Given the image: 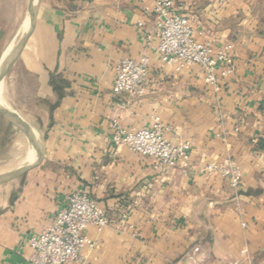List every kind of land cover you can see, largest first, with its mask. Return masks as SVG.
Here are the masks:
<instances>
[{
    "label": "crops",
    "instance_id": "0c3cea01",
    "mask_svg": "<svg viewBox=\"0 0 264 264\" xmlns=\"http://www.w3.org/2000/svg\"><path fill=\"white\" fill-rule=\"evenodd\" d=\"M156 1L38 0L21 60L35 80L42 156L0 204V264H27V240L76 190L109 225L89 227L95 248L69 264H192L194 247L199 264H264V0H174L200 43L232 45L234 71L217 88L198 66L160 61ZM143 56L144 95H114L117 65ZM154 117L167 141L188 144V167L161 172L111 144L112 122L138 130ZM224 160L241 171L237 189L202 172Z\"/></svg>",
    "mask_w": 264,
    "mask_h": 264
},
{
    "label": "built area",
    "instance_id": "2783aa9c",
    "mask_svg": "<svg viewBox=\"0 0 264 264\" xmlns=\"http://www.w3.org/2000/svg\"><path fill=\"white\" fill-rule=\"evenodd\" d=\"M153 15L154 29L151 36L156 40L162 63L198 66L203 82L214 88L218 87L222 78L233 73L232 45L214 48L207 42L200 43L188 19L179 13L174 0H157ZM148 69L149 59L145 56L138 60L121 61L115 68L112 93L143 96ZM111 127V144L115 148L125 146L132 153L151 159L155 169L165 172L178 166H189L188 144L167 141L163 135L164 125L159 118L154 117L150 127L138 130L124 129L116 121L112 122ZM202 172L219 175L233 189L239 187L242 179L239 167L230 160L207 163ZM108 225L105 210L90 199L86 192L76 190L66 197V204L55 214L53 223L27 240L32 251L27 264L79 262L80 252L84 248H95V243L86 235L87 229L92 227L101 231ZM198 253L199 248L194 247L188 254L192 264H199L195 256Z\"/></svg>",
    "mask_w": 264,
    "mask_h": 264
},
{
    "label": "rangeland",
    "instance_id": "374dc122",
    "mask_svg": "<svg viewBox=\"0 0 264 264\" xmlns=\"http://www.w3.org/2000/svg\"><path fill=\"white\" fill-rule=\"evenodd\" d=\"M28 1L8 0L7 5L3 7V13L0 14V57L6 48L14 44L18 37L23 34L22 28L27 17ZM37 2L38 0L35 2L36 5ZM36 5H34V8ZM22 50L23 47L7 62L5 69H2L4 71L1 75V81L4 82H2V93L0 90V107L8 111L3 103L4 101L16 115L18 114V117L34 129L30 130L35 146H37L34 148L36 150L40 140L42 144V135L36 126L40 114L36 107L39 103L33 94L35 90L33 74L23 68ZM9 52L10 50L6 53ZM8 124H10V127L7 129ZM23 130L0 113V174L5 175L14 171L17 158L23 153L22 149L25 147L24 151L26 150L28 144ZM2 174L0 176H3ZM21 176L0 186V204L11 192V189L17 188Z\"/></svg>",
    "mask_w": 264,
    "mask_h": 264
},
{
    "label": "water",
    "instance_id": "95a60500",
    "mask_svg": "<svg viewBox=\"0 0 264 264\" xmlns=\"http://www.w3.org/2000/svg\"><path fill=\"white\" fill-rule=\"evenodd\" d=\"M36 0H29L28 1V8H27V14L30 13V19H29V24H28V28L27 30L21 35V37L19 38V40L12 46V48L10 49L9 55L6 58V60L4 61V63H7L8 61H10V59H12V57L24 46L25 42L27 41L30 32H31V28H32V22H33V16H34V5H35ZM32 8V12L31 9ZM1 58L0 57V65L2 64L1 62ZM7 65V64H6ZM5 69V68H4ZM4 71V70H3ZM2 71V73H3ZM2 75V74H1ZM1 78V76H0ZM0 113L9 121H11L12 123H14L15 125L23 128V129H33L28 123H26L24 120H22L20 117H18L16 114H12L8 111H6L5 109L0 107ZM42 148H43V143L41 144L40 150L38 152V154L36 155V159L35 162L31 165L25 166L23 168H19L17 170H14L10 173H7L3 176H0V186L15 179L20 177L22 174L28 172L30 169H32L40 160L41 156H42Z\"/></svg>",
    "mask_w": 264,
    "mask_h": 264
},
{
    "label": "bare ground",
    "instance_id": "6f19581e",
    "mask_svg": "<svg viewBox=\"0 0 264 264\" xmlns=\"http://www.w3.org/2000/svg\"><path fill=\"white\" fill-rule=\"evenodd\" d=\"M36 5V4H35ZM31 10V12H32V8L30 9ZM29 19H30V13H28L27 14V17H26V20H25V22H24V25H23V28H22V32L24 33L26 30H27V28H28V24H29ZM21 36H19L18 37V39L15 41V43L19 40V38H20ZM14 43V44H15ZM14 44H12V45H9L7 48H6V50H5V52L4 53H6L8 50H10L11 48H12V46L14 45ZM4 53L2 54V57H3V55H4ZM8 55H9V53H6L5 55H4V57L3 58H1V69H0V76H1V74H2V69H4V67H6V64L7 63H4V61L6 60V58L8 57ZM2 82H4V81H1V78H0V90H1V93H2ZM3 88H5V87H3ZM5 91V90H4ZM7 94V93H6ZM2 98V97H1ZM4 100V98L2 99V101ZM5 100H6V98H5ZM3 103H4V105H5V107H6V109L10 112V113H12V114H15L14 113V111L12 110V108L11 107H9L8 105H6L5 104V102L3 101ZM18 115V114H17ZM21 129H23V128H21ZM34 130V129H33ZM24 131V135H25V137H26V140H27V147H26V150L24 151V148L22 149L23 150V153H22V155H20L18 158H17V161H16V169H14V170H17V169H19V168H23V167H25L24 165L29 161V160H31L33 157H34V155L36 154V150L34 149L35 147H37V146H35V143H34V139H33V136H32V132H31V130L30 129H24L23 130ZM25 139V138H24ZM23 141H25V140H23ZM40 143H39V150H40V147H41V141H39ZM20 154V153H19ZM36 159V158H35ZM35 159L31 162V163H29L28 165H31V164H33L34 162H35ZM28 165H26V166H28ZM3 172V171H2ZM6 172V171H5ZM2 174V173H1ZM0 174V175H1ZM3 175V174H2Z\"/></svg>",
    "mask_w": 264,
    "mask_h": 264
},
{
    "label": "trees",
    "instance_id": "16d2710c",
    "mask_svg": "<svg viewBox=\"0 0 264 264\" xmlns=\"http://www.w3.org/2000/svg\"><path fill=\"white\" fill-rule=\"evenodd\" d=\"M10 127V124L7 125V129Z\"/></svg>",
    "mask_w": 264,
    "mask_h": 264
}]
</instances>
